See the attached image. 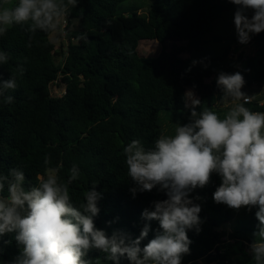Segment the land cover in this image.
Masks as SVG:
<instances>
[{
    "label": "trees",
    "instance_id": "trees-1",
    "mask_svg": "<svg viewBox=\"0 0 264 264\" xmlns=\"http://www.w3.org/2000/svg\"><path fill=\"white\" fill-rule=\"evenodd\" d=\"M124 1L79 0L66 18L61 55L50 39L52 33L33 35L27 25H13L0 36V50L10 56L7 64L0 65V76L7 80L15 75L18 86L5 93L14 97L12 104L0 99V172L20 168L27 187L43 172L46 155L52 166L62 163L64 179L76 163L82 175L70 185L72 202L81 203L84 192L97 184L103 199L96 227L108 235L122 230L135 238L145 223L143 210L166 196L153 189L133 198L123 147L134 139L152 147L159 134H172L177 122L187 123L191 107L185 106L184 94L189 88L201 101L198 113L207 108L222 116L227 109L216 84L221 71H240L246 80L243 89L264 86V32L253 35L246 45L237 36L217 35V26L234 17L236 6L228 0H152L146 15L140 9L119 12ZM80 34L87 40H76ZM153 40L188 45L174 44L157 57L141 56L140 42ZM244 46H254L256 54L244 61L241 52L237 62L243 63L237 67L229 55ZM193 61L202 63L193 66ZM54 86L64 93L54 96ZM245 106L264 112L259 100ZM219 184V176L213 174L208 186L192 194L203 198L197 201L202 205L201 230H188L192 243L182 264H254L248 245L258 224L256 209L235 211L216 204L212 194ZM150 223L141 247L159 230L158 221ZM3 240L12 243L0 242V264H12L19 247L13 234ZM86 259L91 264H112L98 250L90 251ZM120 264L130 262L121 258Z\"/></svg>",
    "mask_w": 264,
    "mask_h": 264
},
{
    "label": "clouds",
    "instance_id": "clouds-1",
    "mask_svg": "<svg viewBox=\"0 0 264 264\" xmlns=\"http://www.w3.org/2000/svg\"><path fill=\"white\" fill-rule=\"evenodd\" d=\"M228 2L236 6L233 23L240 44L246 45L253 35L264 32V0ZM9 3L10 0H0V36L13 25H27L33 35H67L66 18L79 0ZM75 39L87 40V35L80 34ZM9 59V53L0 50V65ZM192 63L194 66L202 62ZM18 71L22 73L23 68ZM216 84L222 91V100L235 102L222 116L207 108L198 113L196 108L201 101L189 90L184 94L186 107L191 101L187 123L177 122L172 134H159L152 147H145L140 139L123 147L127 176L134 185L129 189L133 198L153 189L166 196L154 200L151 209L143 210L145 223L135 238L122 230L108 235L96 227L95 217L103 199L97 184L84 192L81 203L72 202L70 185L82 175L76 163L64 179L60 175L62 163L52 166L46 155L43 172L37 175L35 184L27 187L26 175L20 168H10L6 174L0 172V242L11 244L3 237L13 234L19 247L12 264H91L86 257L92 250L102 252L112 264H120L121 258L130 264H182L192 243L188 230H201L202 205L197 201L203 198L192 194L208 186L213 174L220 178L212 194L216 204L235 211L256 209L258 224L248 253L254 264H264V112L245 106L253 97L242 91L246 80L240 71H221ZM17 87L15 75L7 80L0 76V99L12 104L14 97L5 93ZM153 220L159 222V230L141 247Z\"/></svg>",
    "mask_w": 264,
    "mask_h": 264
},
{
    "label": "rangeland",
    "instance_id": "rangeland-1",
    "mask_svg": "<svg viewBox=\"0 0 264 264\" xmlns=\"http://www.w3.org/2000/svg\"><path fill=\"white\" fill-rule=\"evenodd\" d=\"M18 0H10L9 6L14 5ZM152 4V0H126L120 4L119 12H128L129 14L132 13L131 10L140 9V13L146 15L150 5ZM217 35H221L224 37L227 36H237L235 31V26L233 23V17L229 18L228 20H225L221 24L217 26ZM51 41L56 46V51L61 55L60 53L65 51L66 43L65 39L61 35V33L53 32L50 36ZM182 46L185 47L188 45L187 41H167L165 44H161L158 41H142L139 45V53L141 56L144 57H157L160 55V53L163 50L170 51L173 47V45ZM239 47H241L239 45ZM236 48V46L234 47ZM235 52V53H234ZM233 53L229 55V61L230 62H237V59L240 56V53L242 52V55L244 57V61L248 58L253 57L256 54V48L254 46H244L242 49L236 53V50H234ZM184 58H189L187 54H183ZM61 56H56V61H60ZM237 67L241 66L243 62H237ZM207 82H210V80H207ZM254 88L251 89H242V91L246 92L248 95L252 96L254 100H259L262 103H264V86H253ZM63 88H59L54 86L52 88V93L54 96H60L62 95ZM191 90L194 93V97L198 98V95L196 91L192 88L187 89V91ZM188 106L191 107V101H188ZM235 102L228 100L223 101V108L229 109L231 106H233Z\"/></svg>",
    "mask_w": 264,
    "mask_h": 264
},
{
    "label": "built area",
    "instance_id": "built-area-1",
    "mask_svg": "<svg viewBox=\"0 0 264 264\" xmlns=\"http://www.w3.org/2000/svg\"><path fill=\"white\" fill-rule=\"evenodd\" d=\"M67 26H68V22H67V24H66V26H65V28H64V31H65V32H67ZM61 35H62L63 38L65 39L66 35H64V34H62V33H61ZM63 92H64V91H63ZM251 102H252V101H251Z\"/></svg>",
    "mask_w": 264,
    "mask_h": 264
},
{
    "label": "crops",
    "instance_id": "crops-1",
    "mask_svg": "<svg viewBox=\"0 0 264 264\" xmlns=\"http://www.w3.org/2000/svg\"><path fill=\"white\" fill-rule=\"evenodd\" d=\"M252 88H254V87H252Z\"/></svg>",
    "mask_w": 264,
    "mask_h": 264
}]
</instances>
